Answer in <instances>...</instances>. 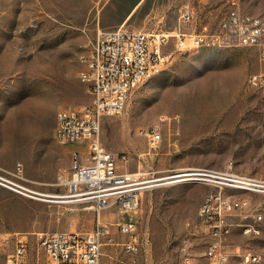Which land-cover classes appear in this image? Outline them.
<instances>
[{"label":"rangeland","instance_id":"rangeland-1","mask_svg":"<svg viewBox=\"0 0 264 264\" xmlns=\"http://www.w3.org/2000/svg\"><path fill=\"white\" fill-rule=\"evenodd\" d=\"M182 2L0 0V165L22 162L32 187L65 194L58 174L69 170L75 147L54 138L56 114L89 104L83 56L98 30L173 32ZM242 9L264 17V0H242ZM218 19L209 20L216 26ZM263 70L259 49L232 38L223 46L175 51L133 89L122 114L105 117L103 146L125 157L118 161L122 170L140 171L150 181L136 215L117 207L102 210L101 222L113 238L103 246L102 264H183L185 255L193 264H209L205 251L213 237L199 209L219 190L237 203L229 215L231 231L222 239L231 254L226 264H237L247 251L264 264V191L231 187L224 179L236 173L264 181V90L248 85L249 75ZM152 129L162 136L156 147L149 144ZM76 147L85 150L84 144ZM204 171L214 176L180 175ZM180 178L187 179L172 182ZM242 199H248L246 207ZM256 210L261 232L246 234L242 224L253 221ZM97 218L90 201L29 198L0 186L1 262L17 242L4 241L8 233L26 236L30 264H50L38 233L86 235ZM135 218L143 245L132 255L123 249L126 236L118 223Z\"/></svg>","mask_w":264,"mask_h":264},{"label":"built area","instance_id":"built-area-1","mask_svg":"<svg viewBox=\"0 0 264 264\" xmlns=\"http://www.w3.org/2000/svg\"><path fill=\"white\" fill-rule=\"evenodd\" d=\"M179 29L173 32L132 30L125 27L100 29L88 53L83 56L85 70L81 80L86 84L91 99L89 104L61 109L56 114L54 138L63 145H73L69 170L58 174L59 186L65 194L42 193L30 185L22 162L12 168L0 165V186L29 198H71L90 201L97 210L94 229L86 235L77 232L53 231L38 233L39 246L50 264H102L103 246L112 243L108 226L101 222L104 209L117 207L120 212L137 214L149 179L140 171L122 170L118 161L125 157L106 149L102 144V126L105 117L122 114L133 89L143 77L157 72L169 61L175 51H191L194 47L226 45L229 38L242 46L257 47L264 61V17L242 9V0H181ZM214 26L210 18L218 16ZM195 24V29L184 31L182 24ZM173 40V41H172ZM248 85L264 90V70L249 75ZM149 144L156 147L161 134L152 129L147 132ZM84 144L85 150L78 149ZM209 171L188 175L214 176ZM224 179L231 187L264 191V181L227 173ZM249 204L240 201L241 207ZM235 203L221 190L208 194L200 206L199 214L210 228L213 241L205 251L209 264H226L231 254L222 239L231 231L229 219ZM249 215L246 214V218ZM262 214L256 210L253 221L242 226L246 234H259ZM120 232L126 236L122 246L126 253L137 254L143 245L138 219H120ZM16 239L14 250L0 264H30L29 246L23 232L5 235L4 241ZM193 257L185 255L183 264H193ZM260 256L247 251L238 255L237 264H256Z\"/></svg>","mask_w":264,"mask_h":264},{"label":"bare ground","instance_id":"bare-ground-1","mask_svg":"<svg viewBox=\"0 0 264 264\" xmlns=\"http://www.w3.org/2000/svg\"><path fill=\"white\" fill-rule=\"evenodd\" d=\"M209 46H212V45H209ZM194 48H199V47H194ZM192 49H193V48H192ZM150 75H151V74H149V76H150ZM81 76H83V71H82V73H81ZM145 78H146V77H143V80H144ZM143 80H142V81H143ZM248 80H249V77H248ZM180 175H188V174L185 173V174H180ZM180 175H179V176H180ZM184 179H187V178H180V179H177V180H172V182H173V181H180V180H184Z\"/></svg>","mask_w":264,"mask_h":264},{"label":"crops","instance_id":"crops-1","mask_svg":"<svg viewBox=\"0 0 264 264\" xmlns=\"http://www.w3.org/2000/svg\"><path fill=\"white\" fill-rule=\"evenodd\" d=\"M260 229H261V227H260ZM18 232H20V231H16V232H12V233H8V234H6V235H13V234H16V233H18ZM261 232V231H260ZM260 234V233H259Z\"/></svg>","mask_w":264,"mask_h":264}]
</instances>
